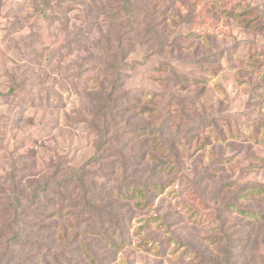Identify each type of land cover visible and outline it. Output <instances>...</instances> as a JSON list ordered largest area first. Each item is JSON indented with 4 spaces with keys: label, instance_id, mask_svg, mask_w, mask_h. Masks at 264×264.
<instances>
[{
    "label": "rangeland",
    "instance_id": "rangeland-1",
    "mask_svg": "<svg viewBox=\"0 0 264 264\" xmlns=\"http://www.w3.org/2000/svg\"><path fill=\"white\" fill-rule=\"evenodd\" d=\"M0 264H264V0H0Z\"/></svg>",
    "mask_w": 264,
    "mask_h": 264
},
{
    "label": "trees",
    "instance_id": "trees-1",
    "mask_svg": "<svg viewBox=\"0 0 264 264\" xmlns=\"http://www.w3.org/2000/svg\"><path fill=\"white\" fill-rule=\"evenodd\" d=\"M108 95H109V94H108ZM131 185H132V184H131ZM131 185H124V186H122L120 189H119V188L115 189V191H118L117 194H118V195L120 194L119 196L122 195L121 197H123V196L127 197V194H126V193H130V194H131V188H130ZM153 185H154V188H155L156 184H153ZM44 187H45V186H43V188H44ZM128 188H129V189H128ZM124 189H125L126 191L123 192ZM127 189H128V190H127ZM136 190L138 191V194H139L140 196L145 197L144 192H143L142 190H139V189H137V188H136ZM42 192H43V191H42ZM92 194H93V193H92ZM97 194H100V193L97 192ZM93 195H94V198H95V197H98L96 194H93ZM37 196H38V195H37ZM35 199H36V197H35L34 199H32V204H33V205L36 204L35 202H33V201H35ZM103 199H104L103 197H99V200H98V201H99V202H103ZM17 209H18V210L23 209L22 204L19 203L18 206H17ZM19 215H20V214H19ZM29 218H30V217L25 216V217H24V221L27 222V221L29 220ZM5 227H6V228H5ZM5 227L2 228V230H3V229H7V228H9V227H7V226H5ZM3 232H4V231H3ZM6 232H11V231H6Z\"/></svg>",
    "mask_w": 264,
    "mask_h": 264
}]
</instances>
